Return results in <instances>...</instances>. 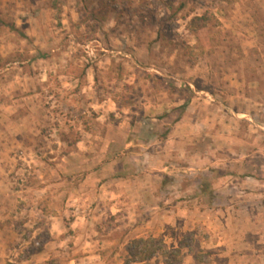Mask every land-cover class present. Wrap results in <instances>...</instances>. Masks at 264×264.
<instances>
[{"label": "rangeland", "instance_id": "374dc122", "mask_svg": "<svg viewBox=\"0 0 264 264\" xmlns=\"http://www.w3.org/2000/svg\"><path fill=\"white\" fill-rule=\"evenodd\" d=\"M166 260L264 264V0H0V264Z\"/></svg>", "mask_w": 264, "mask_h": 264}, {"label": "crops", "instance_id": "0c3cea01", "mask_svg": "<svg viewBox=\"0 0 264 264\" xmlns=\"http://www.w3.org/2000/svg\"><path fill=\"white\" fill-rule=\"evenodd\" d=\"M155 120V118H153ZM171 131L174 132V135L177 134V142L183 143L187 139L192 136V139L196 136V118L190 117L189 114L184 113L179 119L175 121V123L171 126ZM170 139H172V136L170 135ZM174 139V140H175ZM173 140V139H172ZM249 240V239H247ZM247 243H249L247 241ZM244 244V243H243ZM252 249V248H251ZM254 250L247 251L246 253L243 254V257L246 255H255L251 254ZM257 252V250H256ZM252 259V257H251Z\"/></svg>", "mask_w": 264, "mask_h": 264}, {"label": "trees", "instance_id": "16d2710c", "mask_svg": "<svg viewBox=\"0 0 264 264\" xmlns=\"http://www.w3.org/2000/svg\"><path fill=\"white\" fill-rule=\"evenodd\" d=\"M200 19H203V16L196 17V20H200ZM183 107H185V104ZM150 241L144 238H137L133 241V245L130 249V255L132 257L133 262L145 263L147 257H152L154 255V251L147 252L148 246L153 244V241L151 243ZM164 264H170V261L166 260Z\"/></svg>", "mask_w": 264, "mask_h": 264}]
</instances>
